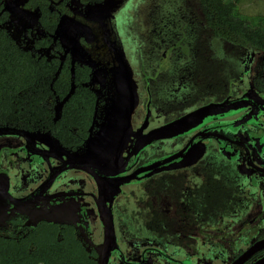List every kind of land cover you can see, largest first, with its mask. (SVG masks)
<instances>
[{"label":"flooded vegetation","instance_id":"flooded-vegetation-1","mask_svg":"<svg viewBox=\"0 0 264 264\" xmlns=\"http://www.w3.org/2000/svg\"><path fill=\"white\" fill-rule=\"evenodd\" d=\"M166 45L159 44L156 59L149 54L147 64L154 67L149 76L142 74L138 60L145 94L142 118L136 125L128 123L116 164L109 168L125 164L118 177L131 181L101 196L87 172L68 169L50 183L34 207H14L0 196L10 210L0 215L1 261L24 258L23 247L29 243L25 259L39 249L56 264H69L73 256L99 264L104 242L101 201L111 208L114 233L106 264H231L264 240V91L256 82L262 65L261 74L254 77V58L246 52L232 82H190L188 87L187 82H149L153 71L170 66L172 52ZM178 95L193 102L169 106V97ZM221 104L228 107L202 113L175 135L139 148L125 163L134 145L153 130ZM167 110L176 114L168 117ZM155 117L161 121L154 124ZM31 134L32 152L22 135H0V178L14 199L39 188L51 169L69 157ZM176 154L170 163L136 174ZM263 255L264 250L244 264Z\"/></svg>","mask_w":264,"mask_h":264},{"label":"trees","instance_id":"trees-1","mask_svg":"<svg viewBox=\"0 0 264 264\" xmlns=\"http://www.w3.org/2000/svg\"><path fill=\"white\" fill-rule=\"evenodd\" d=\"M79 1L98 4L104 0ZM155 1L162 8L154 4L153 9L165 8L154 19L160 23L168 18V0ZM193 1L203 23V28L197 32L202 35L193 40L181 29V35L166 45L172 52L168 70L153 71L149 82H187L186 87L190 82H232L238 75L243 56L255 51L263 54L262 75L256 82L264 91V15L248 17L241 14L239 6L245 0ZM23 6L37 12L36 24L44 36L35 39L31 49L18 44L6 28L9 14L0 0V126L19 128L36 135L48 134L63 147L74 151L88 136L96 95L89 87L90 68L72 63L69 56L62 58L63 49L53 38L60 17L69 14L68 0L57 5H52L50 0H26ZM140 36L144 39L143 45L132 42L136 54L142 47L145 53L142 74L149 76L152 68L147 64L150 56L148 39ZM157 48L159 44L151 48L153 59L160 56L161 51ZM47 49L50 54L52 52L50 57L39 54ZM177 53L181 57L173 60ZM169 99L168 104L173 107L193 102V99H182L179 95ZM29 246L25 243L23 247L24 258L15 262L0 260V264H56L48 253L39 249L36 253L30 252L31 257L25 259L31 250ZM83 261L73 256L68 263L87 264Z\"/></svg>","mask_w":264,"mask_h":264},{"label":"rangeland","instance_id":"rangeland-1","mask_svg":"<svg viewBox=\"0 0 264 264\" xmlns=\"http://www.w3.org/2000/svg\"><path fill=\"white\" fill-rule=\"evenodd\" d=\"M25 1L3 0L9 14L6 28L18 44L31 49L33 41L44 34L36 24L37 12L25 8ZM61 1L50 0L52 5ZM154 4L162 8L155 0H104L98 4L68 0L69 14L60 17L53 38L63 49L62 58L69 56L72 63L90 68V86L96 95L94 116L88 136L74 151L64 150L48 134L37 136L65 151L69 157L83 159L105 169L115 166V155L127 133L128 123L136 125L142 118L145 94L139 61L143 63L145 53L141 47L136 54L132 41L143 45L142 34L148 39L151 55L154 45L176 40L181 29L193 40L202 35V32H197L203 28V23L193 0H168V18H161L163 22L160 23L154 19L165 8L153 9ZM239 7L241 14L248 17L264 15V0H245ZM39 54L50 57L52 52L50 54L47 49L39 51ZM253 54L250 51L247 55L254 58L250 67L255 77L261 74L263 55ZM175 55L173 60L181 57L179 53ZM196 67L199 69L198 63ZM253 74L250 79H253ZM243 82H248V78ZM167 112L168 117L176 114V111ZM156 121L160 122L161 118L155 117L154 124ZM7 210L9 208L0 202V215Z\"/></svg>","mask_w":264,"mask_h":264},{"label":"water","instance_id":"water-1","mask_svg":"<svg viewBox=\"0 0 264 264\" xmlns=\"http://www.w3.org/2000/svg\"><path fill=\"white\" fill-rule=\"evenodd\" d=\"M225 107H228V106L225 104H221V105L214 106V107H207L205 109H201L191 114H188L176 121L169 123L166 126L153 130L151 133L146 135L142 140H140L138 144L134 145L133 149L130 151V153L126 157L125 163L132 155H134V153H136V151L139 148L145 147V145L147 146L156 140L163 139L171 135H175V133H178L179 131H181L182 129L181 127H184L186 123H189L191 120L200 116L204 112L212 111L215 109H221ZM148 114L146 116L145 121H147L148 119ZM144 125H146V122ZM5 134L22 135L26 140L28 151H31V147H33L34 141H35V138L33 137L31 133H28L27 131H20V130L11 129V128H0V135H5ZM199 156L201 155H198V157ZM177 157H178V154L170 156L158 163H155L154 165H151L147 168H144L138 171L136 174L144 173L155 167H159L167 163H170L172 160L176 159ZM62 163H63L62 166L55 168V169H51L47 180L39 188H37L35 191H33L28 196L21 198V199L12 198L8 194V191H7L8 189L7 182L0 178V196L4 200H6L7 203H9L10 205L14 207H18V208L34 207L40 201V196L47 190L50 183L61 172L68 170V169H78V170L87 172L95 180L96 184L98 185L101 196L103 193L102 191H107L108 193H111L114 190H117L118 186L129 183L131 181L130 179L131 177H126V178L118 177L120 173L122 172V169L125 164L118 169L109 170V169L101 168L99 166L90 164L89 162L83 159L74 158V157H68L66 161ZM100 214H101V219L104 223V242L102 245L103 247H102V253H101V260L99 264H106L108 253L110 251V248L114 244V233H113V221H112L111 208L106 207L105 203L102 204V201H101V206H100ZM262 250H264V240H261L255 243L254 245H252L247 251H245L242 255H240L231 264H244L253 255H255L256 253ZM252 264H264V255L258 260H256L255 262H253Z\"/></svg>","mask_w":264,"mask_h":264}]
</instances>
